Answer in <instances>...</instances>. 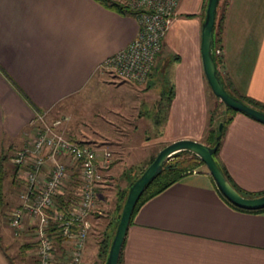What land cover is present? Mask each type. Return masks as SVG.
Segmentation results:
<instances>
[{"label": "crops", "instance_id": "obj_1", "mask_svg": "<svg viewBox=\"0 0 264 264\" xmlns=\"http://www.w3.org/2000/svg\"><path fill=\"white\" fill-rule=\"evenodd\" d=\"M176 1V15L146 82H120L134 88L135 95L89 99L97 106L92 114L106 122L99 135L120 143L122 151L131 146L151 150L156 143L148 139L150 129L170 133L164 146L179 139L209 144L212 92L199 50L205 1ZM214 22L220 28L218 72L224 84L231 94L264 105V0H218ZM136 31L134 17L93 0H0V152L13 154L25 144L36 112L66 111L91 89L103 73L102 62L123 49ZM120 83L108 85L118 88ZM124 115L132 116L126 128L120 124ZM215 157L237 190L264 191V124L233 113ZM120 260L264 264V211L232 208L199 164L137 209L126 228Z\"/></svg>", "mask_w": 264, "mask_h": 264}, {"label": "built area", "instance_id": "obj_2", "mask_svg": "<svg viewBox=\"0 0 264 264\" xmlns=\"http://www.w3.org/2000/svg\"><path fill=\"white\" fill-rule=\"evenodd\" d=\"M136 11L137 31L121 50L107 57L103 70L116 78L141 84L146 81L171 19L176 0H122ZM219 54V50H215ZM45 112H36L25 144L11 157L22 189L19 203L8 224L13 235L27 230L37 264H81L90 215L97 206L99 169L109 163L111 153L100 147L70 139L63 129L66 117L50 122ZM75 169L73 200L58 207V197L70 181L69 167ZM61 238L58 245L56 238ZM66 246L64 254L59 247Z\"/></svg>", "mask_w": 264, "mask_h": 264}, {"label": "rangeland", "instance_id": "obj_3", "mask_svg": "<svg viewBox=\"0 0 264 264\" xmlns=\"http://www.w3.org/2000/svg\"><path fill=\"white\" fill-rule=\"evenodd\" d=\"M204 1L206 5L207 0ZM221 53L222 50L220 48L218 55L221 56ZM120 82H123V80H120L110 72L103 70L99 79L94 81L91 85L92 88L87 89L81 96H77L75 99L76 102L68 105L71 110L69 108L66 111L61 109L55 111L56 113L50 111L45 118L47 122H50L51 118L58 119L60 117H66L67 121L62 123L66 135L72 136L75 139H81L88 144L94 143L99 146L105 145L114 153V155L111 156L109 163L99 169L100 180L96 186L98 194L97 206L90 215L92 227L87 234L81 264H102L101 258L97 257L96 254L97 241L101 238V232L106 222L110 220L114 214L115 216L119 215V213L116 212L117 210L115 209V206L118 202V192L125 190L127 186L128 178L126 177V174L130 172L133 176L136 172L142 169L146 165L148 159L156 155V150H160L164 146L167 137L170 136L169 132L163 133L161 131V133H159L160 130L156 132L155 129H150L147 131L148 139H151L156 143L152 146L151 150L147 147L140 149V147L133 148L131 146L130 150L125 152L121 150L119 146L120 143L115 145L112 138L99 135L100 128L105 126L106 122L101 120L99 116L92 114L97 106L93 105L89 99L105 98L106 100H110L117 97L122 98L135 95L132 94V92H135L132 91L135 90L134 88H125L124 84ZM110 83H120L121 86L115 88L111 86L112 84L108 85ZM225 87L230 91L226 84ZM137 96L140 98L142 95ZM212 96L214 95L210 93L209 112L212 115L210 128L218 129L219 121L226 118L229 113L226 111L225 105L218 98L215 97V102H213ZM78 100L83 102V106ZM151 111L150 112L153 113L154 107ZM131 119L132 116L124 115L122 116L120 124L124 123L122 127L126 128L125 126L131 122ZM95 124H98V127H95ZM70 125L72 129H69ZM95 128H98V130L94 131ZM105 131L106 129L103 127L102 132ZM119 139L124 140L122 137ZM131 139V141L134 142L133 138ZM113 144L115 147L112 146ZM12 152L13 151L8 152V155L12 156ZM213 157L216 161L215 155ZM12 171V163L11 161H8L7 174L3 183V197L6 203L0 207V264H37L32 252L33 247L30 233L27 230H23L17 235H13L8 224V218L11 211L19 203L18 196L22 189L20 179L18 177L13 178ZM243 195L248 196V194ZM67 249L68 247L62 246L58 252L64 254Z\"/></svg>", "mask_w": 264, "mask_h": 264}, {"label": "water", "instance_id": "obj_4", "mask_svg": "<svg viewBox=\"0 0 264 264\" xmlns=\"http://www.w3.org/2000/svg\"><path fill=\"white\" fill-rule=\"evenodd\" d=\"M218 0H207L204 10V18L200 28V58L202 71L207 85L212 94L224 105L236 112L245 114L264 124V113L248 106L237 98L231 96L224 89L223 84L216 74V66L213 60V32L215 12ZM222 124L219 123L217 131H221ZM219 140V136L215 137ZM186 150L196 155L205 165L209 175L213 179L220 193L234 206L245 210H256L264 208V194L257 197L241 196L229 183L223 171L214 160L216 145L209 146L192 139H179L163 146L154 156L153 160L145 167L143 172L136 178L127 190L118 222L110 242L105 264H116L121 244L126 232L128 220L132 208L143 190L146 183L161 169V164L177 151Z\"/></svg>", "mask_w": 264, "mask_h": 264}, {"label": "trees", "instance_id": "obj_5", "mask_svg": "<svg viewBox=\"0 0 264 264\" xmlns=\"http://www.w3.org/2000/svg\"><path fill=\"white\" fill-rule=\"evenodd\" d=\"M93 1L97 2L102 7L106 8L108 10H111V11H113L119 15H122V16L134 17L136 14V11L133 10L132 8H130L122 0H93ZM219 31H220V28H219L218 24L215 25V22H214V25L212 27V32H213L212 50L214 52L213 53V60H214L215 66H216V74L220 78L224 89L231 96L237 98L238 100L242 101L243 103L247 104L248 106L253 107V108H255L259 111H262L264 113V105L263 104L255 101V100H253L247 96H235V95L231 94L226 89L225 84H224V82H223V80H222V78L218 72V67L221 65V57H220V55L215 54V50L216 49L219 50L221 48V45L219 43L220 39L218 37ZM225 109L229 114L226 118L219 121V123L222 124L221 131L218 132L216 128H214V129L211 128L210 130H208V133H209V137H208L209 138V144L208 145L209 146L216 145V151H215L214 155H216V153H217V150H218V147L220 144V138L222 136L224 128L230 122L231 115L236 112V111L232 110L231 108L227 107L226 105H225ZM35 111H40V110L35 109ZM67 136L72 140H76L72 136H69V135H67ZM216 136H219L218 141L215 140ZM77 141H83V140H77ZM83 143H86V142L83 141ZM154 156L150 157L148 159L146 165L142 169H140L138 172H136L133 176H132V174H130V172H128L126 174V177L128 178L127 186H126L125 190L118 192V195H117V201L118 202L115 206V209L117 210L116 212H118L119 214L121 212V206L125 200V196H126L128 188L136 180V178L143 172L145 167L153 160ZM11 157L12 156L8 155L7 152H3V151L0 152V207L5 205V203H6L4 201V197H3V183L5 180L6 174H7V163H8V161L9 162L11 161ZM199 164H203L201 162V160L196 155H194V154H192L186 150L177 151L176 153L172 154L166 161H164L161 164L160 171L157 174H155L144 186L143 190L141 191L139 197L137 198V200H136V202L132 208L130 218L128 220V225L132 222L133 216H134L135 212L137 211V209L147 199H149L152 196L163 191L166 187H168L169 185H171L172 183L177 181L179 178H181L183 175H185V172L187 170H191L192 168L198 166ZM12 170H13L12 171L13 178L14 177L16 178L17 177V169H16V166L13 164H12ZM69 170H70V176H71L70 181L68 182V184L65 186L62 193L58 197V207H60V208L68 207V204L74 198V195L72 192H73V188L76 184L75 183V172L76 171L72 166L69 167ZM221 170L223 171L222 168H221ZM223 173L225 174L226 178L228 179L229 183L231 184L227 174L224 171H223ZM232 187H233V185H232ZM233 188L243 197H257V196L264 194V191L258 192V193H244V192L240 193V191L237 190L235 187H233ZM219 193H220V191H219ZM243 194H248V196L243 195ZM221 196L226 201V203L228 205H230L232 208H234L236 210L251 212V213L264 211V208L256 209V210H245V209L238 208V207L234 206L233 204H231L222 194H221ZM118 218H119V215L115 216V214H114L111 217V219L106 222V224H105V226L101 232V238H100V240L97 241V252H96V254H97V257L101 258L102 264H105V259H106L107 253H108V249L110 246L111 239L113 237V234H114L117 222H118ZM55 240L58 242V245H60L59 243H61L62 239L58 237ZM123 241H124V238H123ZM123 241L121 244V248L119 251V256H118L116 264H120V262H121L120 259H121V250H122V246H123ZM32 247H33V243H32ZM60 248H61V246L59 247V249Z\"/></svg>", "mask_w": 264, "mask_h": 264}]
</instances>
